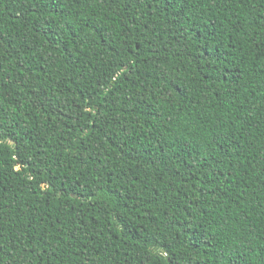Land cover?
I'll return each mask as SVG.
<instances>
[{
    "label": "trees",
    "instance_id": "1",
    "mask_svg": "<svg viewBox=\"0 0 264 264\" xmlns=\"http://www.w3.org/2000/svg\"><path fill=\"white\" fill-rule=\"evenodd\" d=\"M0 264H264V0H0Z\"/></svg>",
    "mask_w": 264,
    "mask_h": 264
}]
</instances>
